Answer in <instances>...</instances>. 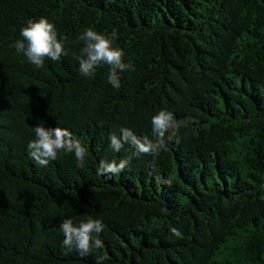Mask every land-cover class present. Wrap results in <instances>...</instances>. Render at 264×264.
Returning a JSON list of instances; mask_svg holds the SVG:
<instances>
[{"label":"trees","instance_id":"obj_1","mask_svg":"<svg viewBox=\"0 0 264 264\" xmlns=\"http://www.w3.org/2000/svg\"><path fill=\"white\" fill-rule=\"evenodd\" d=\"M45 16L67 56L37 68L12 47ZM111 33L134 70L80 74L85 29ZM161 109L188 120L158 155L114 151L152 135ZM68 128L85 165L29 155L34 127ZM129 160L114 175L100 161ZM170 179L171 185L164 183ZM100 219L104 247L63 245V220ZM178 229L182 236L171 231ZM264 264V0H0V264Z\"/></svg>","mask_w":264,"mask_h":264},{"label":"clouds","instance_id":"obj_2","mask_svg":"<svg viewBox=\"0 0 264 264\" xmlns=\"http://www.w3.org/2000/svg\"><path fill=\"white\" fill-rule=\"evenodd\" d=\"M117 35L115 28L108 34L97 32L91 27L85 29L77 37L78 42H83V47L76 59L79 61L80 74L84 77H93L96 67L101 64L108 65V82L113 88L119 89L121 87L120 73L134 69L130 63L124 62L123 49L115 46ZM20 37L21 39H17L12 47L16 49L18 55L23 54L37 68L44 66L45 58L59 61L62 56L68 55L65 48L68 38L58 36L55 24L45 16L28 19L20 29ZM187 123L188 120H177L173 113L161 109L151 118L152 135L156 138L155 140L146 135L137 136L129 128H121L119 137L115 133L109 136V144L117 152L124 144H129L135 149L133 155L152 154L155 156L166 146L165 134L171 131V134L175 135L179 128ZM34 134L35 139L31 140L27 147L29 155L39 166L46 167L50 161L57 159L58 153L64 152L74 153L77 166L84 167L87 149L68 128L45 127L44 124L38 123L34 127ZM128 163L129 160L126 159H121L118 163L101 160L97 174L106 176L118 174L127 167ZM164 183L171 185L172 181L168 179ZM60 230L64 235L63 245L68 250L75 247L81 256L89 254L93 249L104 247L99 238V233L103 230L102 221L91 215L78 225H74L71 219L63 220ZM171 231L177 237L182 236L176 228H172ZM102 259V257L97 258V264H101Z\"/></svg>","mask_w":264,"mask_h":264}]
</instances>
